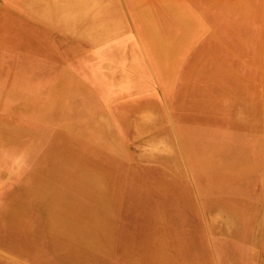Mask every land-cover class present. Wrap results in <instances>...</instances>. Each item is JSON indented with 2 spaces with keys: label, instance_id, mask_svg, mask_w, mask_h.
Listing matches in <instances>:
<instances>
[{
  "label": "bare ground",
  "instance_id": "6f19581e",
  "mask_svg": "<svg viewBox=\"0 0 264 264\" xmlns=\"http://www.w3.org/2000/svg\"><path fill=\"white\" fill-rule=\"evenodd\" d=\"M124 1L129 14L121 0L0 2V248L19 263L199 264L197 234L188 231L198 221L172 140L156 152L148 139L132 145L131 167L120 149L123 136L135 141L164 125L154 89L130 77L150 81L147 63L159 79L180 76L175 122L197 184L223 200L230 193L244 199L227 204L214 195L211 205L221 201L234 220L249 214L252 194L233 179L254 169L242 160L254 127L227 123L245 115L238 100L246 88L259 111L255 125L264 117V24L255 23L264 9L245 0H192L182 8ZM103 51L115 68L93 56ZM144 101L150 107L136 112L152 127L129 136L135 124L116 110ZM230 128L232 142L218 137ZM230 246L242 256V246ZM18 262L0 257V264Z\"/></svg>",
  "mask_w": 264,
  "mask_h": 264
},
{
  "label": "rangeland",
  "instance_id": "374dc122",
  "mask_svg": "<svg viewBox=\"0 0 264 264\" xmlns=\"http://www.w3.org/2000/svg\"><path fill=\"white\" fill-rule=\"evenodd\" d=\"M3 0H0L2 3ZM151 3H155L158 1H167L171 2L172 5L176 8H182L183 2L188 3L189 5H193L192 0H150ZM149 1V2H150ZM246 3L252 7L256 4L257 12L264 9V0H245ZM149 2L147 4H149ZM243 2V0H242ZM146 4V5H147ZM120 8L126 14H129L132 9L127 5L124 0L120 2ZM187 15V13L185 12ZM258 19V20H257ZM256 25L261 27L264 24V13L259 15V18H256L255 21ZM259 39L261 42V49H262V57H264V28L263 30L260 29ZM137 41V40H136ZM141 44L138 40V45ZM111 43H105L102 46L105 48H112L110 46ZM114 47V46H113ZM141 47V46H140ZM84 53H88L86 50ZM93 56L98 58V62L101 64L111 65L112 68H115L118 63L109 55H107L104 51L93 53ZM144 58L145 52H144ZM147 59V58H146ZM264 61V58H263ZM117 62H119L117 60ZM264 63V62H263ZM264 67V66H263ZM147 68L150 72V81H146L140 75L135 74L131 77V80L136 78V82H139L145 88L154 89V95H156L160 108L161 114L159 117L164 121V125L158 128H154L151 134L146 133L143 136L140 133V137L137 138L135 141L134 139L128 138L125 139L126 136H123L122 139L119 141L121 152L128 155L126 156L125 165L131 167L136 165L137 160L132 156V151L134 145H144L145 141L147 140V145L152 144L153 151H158L164 145H161V141H166L167 139L172 140V144H174V150L176 155L178 154L179 164L182 167L184 173V180L187 183L188 190L191 195V200L189 201L188 209L193 213L195 219L198 221L197 227L188 228V231L194 232L197 234V238H193V241L198 251L202 252V260L199 259V264H264V154H261L259 150V141L260 134L257 130L258 127L264 124V117H261L258 114L259 123L255 125V120L253 116H255L259 111L254 108V104H251L253 101L250 98L249 94H252L249 88L241 89L238 105L244 106L242 110H246L245 115H241V117H237L235 119H231L227 124L231 126L235 124V122H239L241 124H248V126H253L252 132H250V149L243 150V158L242 160L245 164L252 165L254 169L252 173L248 175H238L234 177V182H236L239 186L244 187L247 191V194H252L249 198L251 203V208L249 209V214H246L244 211L238 213V220H234L231 215H228L225 212V206L221 205V201L226 202L229 204L230 201L239 199L244 200L241 196H237L234 193H230L229 196L226 197V200H223L220 194H208L204 192L202 187H200L195 180V176L192 172V164L187 156L184 154L183 145L180 141V137L178 134L177 126H176V116H175V101H174V94L178 89V80L180 79L179 74L171 76L168 79H159L156 73L152 70L149 63H147ZM119 72L121 74H127L128 68L121 65L118 66ZM263 70V77L261 79V103H262V114L264 115V68ZM176 85V86H175ZM172 92L170 96L166 97L163 93L164 89L170 88ZM248 94L249 103L245 101L246 95ZM149 101V100H148ZM148 101H144L145 103L138 104L134 103L132 109H128L127 107H118L117 112L120 114L126 115L129 119L132 120L135 127H129L127 131V135L131 136V133L135 132L136 130H150L149 128L152 127V121L150 120L149 123L146 125L145 118L139 114H137L138 109L149 108ZM136 113L137 115H135ZM253 124V125H252ZM231 130V128L229 129ZM227 131V130H226ZM232 130L230 132L223 133L222 130L218 134V137L222 139L224 136L225 140L228 142H232L233 135ZM133 147L131 148V146ZM149 146V147H151ZM262 146V145H261ZM149 147L146 149L149 150ZM158 147V148H157ZM174 155V153H173ZM175 156V155H174ZM214 172H221L223 167L219 165V163L213 165ZM206 176L201 175L203 180H206ZM214 195H216L214 197ZM214 199H222L219 204L211 205ZM241 231L245 237L239 238L237 234ZM192 238V237H191ZM221 242V243H220ZM228 243V247L224 246V243ZM231 244H237L242 246L243 253L242 256L238 254L237 251L233 249ZM217 248H216V247ZM216 249L215 254L212 253L211 248ZM0 257L3 258L8 263L12 261H17L15 257L11 254L3 251L0 248ZM12 264H24V263H12Z\"/></svg>",
  "mask_w": 264,
  "mask_h": 264
}]
</instances>
